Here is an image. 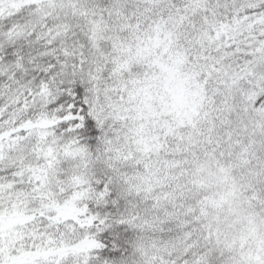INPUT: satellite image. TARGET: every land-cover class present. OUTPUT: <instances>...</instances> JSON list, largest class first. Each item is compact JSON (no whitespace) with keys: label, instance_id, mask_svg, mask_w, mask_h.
Listing matches in <instances>:
<instances>
[{"label":"snow or ice","instance_id":"obj_1","mask_svg":"<svg viewBox=\"0 0 264 264\" xmlns=\"http://www.w3.org/2000/svg\"><path fill=\"white\" fill-rule=\"evenodd\" d=\"M0 264H264V0H0Z\"/></svg>","mask_w":264,"mask_h":264}]
</instances>
